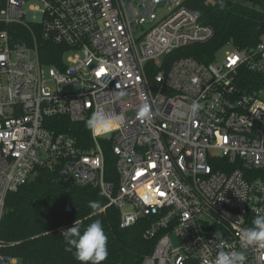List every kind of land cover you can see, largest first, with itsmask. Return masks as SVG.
I'll list each match as a JSON object with an SVG mask.
<instances>
[{"label":"built area","instance_id":"built-area-1","mask_svg":"<svg viewBox=\"0 0 264 264\" xmlns=\"http://www.w3.org/2000/svg\"><path fill=\"white\" fill-rule=\"evenodd\" d=\"M0 21L31 26L21 42L0 30V225L9 193L46 168L100 189L122 227L145 219L155 247L142 264H215L221 251L264 264V247L242 236L264 215V89L236 84L243 65L264 74V37L221 60L172 59L214 34L185 0H6ZM40 40L68 47L60 63L42 61ZM193 102L194 117L178 115ZM145 103L150 120L137 118ZM96 111L110 127L87 141L52 120Z\"/></svg>","mask_w":264,"mask_h":264},{"label":"trees","instance_id":"trees-1","mask_svg":"<svg viewBox=\"0 0 264 264\" xmlns=\"http://www.w3.org/2000/svg\"><path fill=\"white\" fill-rule=\"evenodd\" d=\"M237 0H185V5L199 14L201 22L214 28L212 37L177 49L170 57L194 56L211 62L224 47L256 49L264 37V0L258 4ZM6 0H0V9ZM0 30H8L14 42L29 36L31 26L0 21ZM65 45L40 40L41 59L45 63H60L67 51ZM242 92L264 89V74L243 65L236 76ZM60 131H71L84 141L91 136L86 122L74 123L67 117L53 118ZM106 179L117 182L115 156L106 150ZM98 202L99 209L90 207ZM99 219L108 235V258L101 264H142L145 255L155 247V240L144 236L146 220L130 227L121 226L120 210L108 205L103 192L95 187H80L65 181L58 172L40 169L38 175L9 193L0 225V253L20 259L23 264H81L74 251H68L61 230L82 221V228Z\"/></svg>","mask_w":264,"mask_h":264},{"label":"clouds","instance_id":"clouds-1","mask_svg":"<svg viewBox=\"0 0 264 264\" xmlns=\"http://www.w3.org/2000/svg\"><path fill=\"white\" fill-rule=\"evenodd\" d=\"M223 6V0H221V7ZM201 108L202 105L200 103L193 102L187 113H178V115L191 118ZM152 116L153 113L148 103H145L137 113V118L141 120H150ZM86 127L93 132L104 131L110 127V121L103 111H96L86 121ZM90 207L99 209L101 206L98 202H90ZM60 233L68 246L67 250L72 251L75 249L74 256L81 264H101V262L107 260L109 238L99 219L83 228L82 221L75 220L73 226L66 230H61ZM242 236L248 244L264 247V215L258 214L252 221V227L246 229ZM245 262V254L236 251H221L215 260V264H245Z\"/></svg>","mask_w":264,"mask_h":264},{"label":"rangeland","instance_id":"rangeland-1","mask_svg":"<svg viewBox=\"0 0 264 264\" xmlns=\"http://www.w3.org/2000/svg\"><path fill=\"white\" fill-rule=\"evenodd\" d=\"M29 17L30 18L41 19V14L39 12H29ZM231 49H232L231 47H224L221 50H219L217 52V55H216L217 59L221 60L225 56V52L227 50H231ZM45 71H46V74L48 75V68H46ZM63 89L65 91H67V90L76 89V87L75 86H71V87H66V88H63ZM173 240H174V243L176 244L177 243L176 239L173 238ZM10 264H23V263H22V261L20 259L12 258V261L10 262Z\"/></svg>","mask_w":264,"mask_h":264},{"label":"water","instance_id":"water-1","mask_svg":"<svg viewBox=\"0 0 264 264\" xmlns=\"http://www.w3.org/2000/svg\"><path fill=\"white\" fill-rule=\"evenodd\" d=\"M246 1H250V2H252L254 5L255 4H258L259 2H260V0H237L236 1V4H243L244 2H246ZM110 134L109 133H107L105 136H109ZM121 264H123V263H121Z\"/></svg>","mask_w":264,"mask_h":264}]
</instances>
